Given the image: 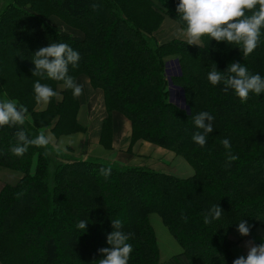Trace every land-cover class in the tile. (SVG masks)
Returning a JSON list of instances; mask_svg holds the SVG:
<instances>
[{
  "label": "trees",
  "instance_id": "trees-1",
  "mask_svg": "<svg viewBox=\"0 0 264 264\" xmlns=\"http://www.w3.org/2000/svg\"><path fill=\"white\" fill-rule=\"evenodd\" d=\"M70 2L5 0L0 6V91L5 99L24 105L32 119L30 123L25 120L23 126L0 127V144L6 148L0 151V166L22 174L16 185L0 190L1 263L94 264L102 258L99 250L110 247L111 221L122 219L123 213L131 216L125 223L121 221V230L133 234L128 264H159L151 214L161 218L181 247L177 258L186 257L189 264H233L228 234L244 220L264 229V103L249 111L248 100L242 102L231 89L225 92L223 82L213 86L207 75L215 67L224 73L228 65L239 62L251 74L264 78V29L259 46L245 58L240 46L217 43L209 37L202 39L200 47L183 41L158 44L150 30L161 20L171 18L185 26L176 11L179 0ZM52 16L78 31V37L49 26L46 19ZM52 42L67 43L79 53L77 65L68 66V75L76 83L80 77L87 81L94 96L88 103H80L63 82L32 76L33 55ZM168 56L177 61L179 76H166ZM105 71L111 75L105 76ZM37 80L54 91L56 86L63 87L60 99L53 97L41 111H34ZM99 93V144L110 147L111 130L119 117L129 128L132 143L143 140L182 156L192 166L193 175L183 179L98 158L64 162L49 171L45 152L49 146H29L23 156L12 153L15 133L21 128L29 138L37 135L40 125L52 126L57 135L76 132L79 109L83 105L90 110ZM260 95L254 93L253 98L260 99ZM201 97L207 98L202 101ZM233 98V106L239 110L230 107ZM200 112L214 118L213 132L203 147L192 139L194 133L202 132L193 121ZM143 116L151 123L142 120ZM157 116L178 120L176 124L162 122L169 136H157ZM224 139L230 141V150L224 148ZM229 151L238 159L229 162ZM108 167L111 174L105 178L100 169ZM245 169L251 173L244 174ZM239 177L243 184L226 199ZM141 183L148 189L146 196L152 197L150 204L140 200ZM105 194L118 197L125 206L123 211L104 201ZM159 196L160 203L154 202ZM214 205L222 209V215L205 224ZM80 221H87L85 230L77 227ZM84 237L97 242L94 248L86 246L89 252L79 247L78 240Z\"/></svg>",
  "mask_w": 264,
  "mask_h": 264
},
{
  "label": "clouds",
  "instance_id": "clouds-1",
  "mask_svg": "<svg viewBox=\"0 0 264 264\" xmlns=\"http://www.w3.org/2000/svg\"><path fill=\"white\" fill-rule=\"evenodd\" d=\"M176 11L185 25L178 29V34L186 38L189 45L200 47L202 39L209 37L217 43L226 42L228 45L240 46L239 49L245 58L259 46L261 30L264 29V0H179ZM33 56L35 70L32 76L63 82L65 88L72 90L74 97L83 94V86L68 75V66L75 67L80 56L67 43H49L47 47L39 48ZM207 79L213 86L223 82V90H233L242 102L248 99L250 93H264V78L260 74H251L248 68L239 62L228 65L224 73L218 71L217 67L213 68ZM33 87L38 104H48L57 96L51 86L39 80ZM27 112L28 109L24 105H18L14 100H0V127L23 126ZM213 119L208 112H200L193 117L195 127L202 132L194 133L192 139L201 147L206 144L208 134L213 132ZM15 137L17 143L11 151L16 156H23L29 146L47 148L52 142V137L43 131L34 138H29L22 128L15 133ZM222 144L226 150H230L228 139H224ZM236 159L238 157L229 151L228 161ZM100 172L107 178L111 174V168H101ZM222 212L218 205H214L205 216V224L219 219ZM111 223L114 230L107 235V244L110 247L99 250L102 258L94 264H128L133 251L129 240L133 234L121 230V220L115 219ZM87 224V221H80L77 227L85 230ZM238 232L241 236L250 235V227L245 220L238 223ZM247 247V256L236 258L233 264H264V243L256 245L250 241Z\"/></svg>",
  "mask_w": 264,
  "mask_h": 264
},
{
  "label": "rangeland",
  "instance_id": "rangeland-1",
  "mask_svg": "<svg viewBox=\"0 0 264 264\" xmlns=\"http://www.w3.org/2000/svg\"><path fill=\"white\" fill-rule=\"evenodd\" d=\"M56 2L59 4H63V3L66 4L68 3V5L71 4L70 0H56ZM4 3L5 0H0V6H2ZM80 14L83 15V13ZM87 18L88 17H85V20ZM46 21L49 26L53 27L54 29L58 30L61 33L72 34L75 37H78L79 35L78 31L69 27L58 18H55L53 16L48 17ZM183 27L185 26H183L182 24L171 18H164L155 27H153L150 30V35L151 37H153L154 40L157 41L158 44H162L169 41L187 42L186 38L178 34V29ZM126 44H127L126 40L123 39L121 41L122 48H125L124 46ZM178 67L179 66L177 64V61L173 59L172 56H168L165 59V71L167 77L179 76L180 71ZM104 75L105 76L111 75V73L105 71ZM77 82H78L77 84L83 86V94L78 97L80 103L82 104L86 102L88 103L91 99L94 98V96L92 95V91L87 86V81L83 77H80ZM62 89H63L62 86H56L55 89V91L57 92V96H55L56 100L60 99L61 96L60 92L62 91ZM193 90L197 93L199 92L198 87L194 86ZM173 93L176 94V91L173 90ZM253 94L254 93L249 94L247 99L249 102L246 103L247 108H249V111L252 112L255 111L257 107H260L259 105L264 103V93L258 97L260 99H254ZM177 95L178 94H176V96ZM204 98L201 97L202 101L204 100ZM0 100H5V96L1 93V91H0ZM231 101L232 103L230 104V107H233L234 110H239V108L236 105L233 106V103L236 101V99L233 98ZM17 104L20 105L19 102H17ZM100 104L102 105V98L99 93L98 95L95 96V101L93 103V106L90 108V110L83 105L81 106L77 115V123L79 129H77L76 132L57 135L52 132V126L44 127L40 125L38 127L39 132L37 133V135L41 131H43L45 132L46 135L52 137V142L48 145L49 149L45 150L47 156L49 157V162H50L49 171H53V169L56 170V167L64 162L98 158L109 162H116L120 165L148 168L155 172H163L165 174H169L174 177L183 178V179L189 178L193 175L194 172L192 166L182 156L174 152H171L169 150L160 148L154 144L145 142L143 140H137L132 143L130 140L131 132L128 126L126 125L125 121H124V125H122L123 122L119 117L115 118L116 122L114 123V127L111 130V137L109 139L110 147L99 144L100 118H98L99 116L98 114L102 109L100 107ZM46 106H47L46 104L36 103L34 105V111L44 110ZM226 107L229 108V105H227ZM157 117L159 119V125L157 130L155 131L157 136L158 137L169 136L170 135L169 130L167 129L165 130L164 127H161L162 122H167L169 124H176L178 120L175 121L170 117L167 118L164 117L161 118L160 116ZM142 120H144L146 123L148 122L147 124L151 123L150 121L151 119L149 120V117L145 118L143 116ZM26 122L28 123L32 122V119L28 112L26 116ZM189 136L190 135H188L186 138H188ZM186 138L182 137V139H186ZM0 143L3 142L1 141ZM1 150L6 151L5 144H0V151ZM243 173L249 175L251 173V170L245 169ZM21 178H22V174L20 172L13 171L11 169L0 166V190L5 185H9V186L16 185V183ZM243 182L244 179L239 177L236 180L235 184L232 185V193L229 192V194L225 196L226 199L231 198L233 194H235V191L237 190V186H241ZM139 190L142 194L140 200H143V203L146 205L152 203V197L151 196L149 197V195L146 196V194L148 193V189L147 187H145L143 183L140 184ZM68 195L69 194H66L65 199L70 201L71 199L69 198ZM103 198L104 201L110 203L111 205H115V206L119 205V207L122 208L121 211H123V208L125 206H122V203L119 201L118 197L105 194L103 195ZM153 201L160 203L161 196L155 197ZM109 209H111L110 206ZM116 210L117 209L115 208V211ZM126 215L127 214L122 213L120 215L122 219L119 220H121L124 223L126 220L128 221L131 215L130 216L129 215L126 216ZM10 218L11 217L6 218L4 222H7ZM2 221L3 220L0 219V229L2 228ZM149 221L153 228L156 244L158 246L159 264H189L188 261L185 259L186 257L177 258V256H180V254L182 253V249L178 245L176 240L173 238V236L170 235L167 228L163 225L161 218L157 214H151L149 215ZM246 224L250 227L249 236L247 237L241 236L240 233L238 232V227H236L230 234H228V239L233 245V248H231L230 250L233 256L235 257V259L241 256L239 254L240 251L239 245H242V251L247 256V252H248L247 245L250 241L256 245L264 243V229L249 223ZM78 241H79L78 243L79 247L84 249L85 252H89L86 250V246L89 247L91 246L92 248H94L95 245H97V242L93 241L92 238L90 239L84 237L83 239L80 238ZM102 246L104 245L102 244ZM201 251L203 252L204 250L202 249ZM32 255L33 252L31 253V256ZM35 257L36 255H33V258ZM0 264H2L1 261ZM58 264H63V262L59 261ZM66 264H77V262L74 263L68 262Z\"/></svg>",
  "mask_w": 264,
  "mask_h": 264
},
{
  "label": "crops",
  "instance_id": "crops-1",
  "mask_svg": "<svg viewBox=\"0 0 264 264\" xmlns=\"http://www.w3.org/2000/svg\"><path fill=\"white\" fill-rule=\"evenodd\" d=\"M47 105V104H46ZM239 248H240V251H239V254L241 255V256H245L246 257V255H245V253L242 251V245H239ZM181 253V252H180ZM174 255V254H173ZM172 257V256H171ZM168 260V259H167ZM166 260V261H167ZM165 261V262H166Z\"/></svg>",
  "mask_w": 264,
  "mask_h": 264
}]
</instances>
